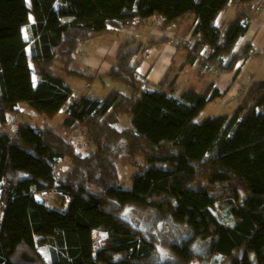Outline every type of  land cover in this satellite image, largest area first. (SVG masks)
Instances as JSON below:
<instances>
[{"label": "trees", "instance_id": "1", "mask_svg": "<svg viewBox=\"0 0 264 264\" xmlns=\"http://www.w3.org/2000/svg\"><path fill=\"white\" fill-rule=\"evenodd\" d=\"M230 6L238 10L223 27L218 18ZM257 13L255 0H0V126L22 108L49 119L65 109L64 126L80 127L88 145L82 154L53 127H0V264L211 262L203 251L220 264H264V80L235 97L231 116L203 121L208 102L222 94L210 86L177 96L176 80L145 90L133 63L145 49L137 39L109 70L130 94L75 97L66 80L93 78L80 58L85 43L154 15L165 18L163 30L193 21L196 42L177 47L189 62L232 71L250 55L236 44ZM123 116L130 126L120 130ZM122 156L138 164L130 189ZM124 213H156L160 225L169 215L180 239ZM95 230L104 233L96 250Z\"/></svg>", "mask_w": 264, "mask_h": 264}, {"label": "crops", "instance_id": "2", "mask_svg": "<svg viewBox=\"0 0 264 264\" xmlns=\"http://www.w3.org/2000/svg\"><path fill=\"white\" fill-rule=\"evenodd\" d=\"M230 7H233V11H229ZM230 7L222 12L218 18L223 27H226L235 17L237 10L235 6ZM148 26L155 25L142 23L131 27L121 26L85 43L80 54L81 62L85 66L87 75L93 78L89 81L83 80L84 84L76 83L78 90L84 91L85 96L92 99L104 100L112 91L107 88L109 86V70L125 52L127 43L132 39L138 40L140 37H142V41H138L145 49L140 52L141 58L137 60L136 65L138 66V74L145 82V86L150 85L157 88L161 81L176 80L178 84L177 96H181L188 87L205 91L211 86L212 89H216L222 94L218 96L219 98L226 100L228 98L234 99L238 94L245 91L251 82L264 80L263 13L256 14L250 22L247 33L237 42L236 52L240 53L249 48L250 55L246 60H240L232 71H221L215 66L203 65L199 59L189 62V54L185 47L169 45L167 41L160 44L152 42L151 44V41L158 38L168 40L192 37L193 21H187L180 27H169L165 30L157 25L161 31L156 30L154 32ZM146 51L149 52V55L145 53ZM170 70L173 72V78L169 75ZM188 71L203 81L204 90L199 89V84L188 85L190 82H186L187 78H185ZM208 74H211V77H207ZM97 82L103 83L102 89L97 88ZM98 94L101 95V98L97 97Z\"/></svg>", "mask_w": 264, "mask_h": 264}, {"label": "rangeland", "instance_id": "3", "mask_svg": "<svg viewBox=\"0 0 264 264\" xmlns=\"http://www.w3.org/2000/svg\"><path fill=\"white\" fill-rule=\"evenodd\" d=\"M236 10H238V8H236ZM229 11H233V7L229 8ZM258 12V10H257ZM259 13V12H258ZM260 14V13H259ZM221 22V21H220ZM149 29H151L153 32L154 31H161V28L157 25L155 26H148ZM176 29V28H175ZM139 41H142V37H140L138 39ZM136 47V44H133L130 48L133 49ZM84 49V47H83ZM182 51H185V49H182ZM82 59V57H80ZM141 58V53L135 55V57L133 58V63H137V60ZM84 66V65H83ZM171 72L169 73L170 76H172V78L174 77L172 70H170ZM207 77H211V74L206 75ZM108 77V76H107ZM185 78H187L186 82H190L188 85L190 84H199V89L200 90H204L205 85L203 84V81H200L199 79H197L194 74L190 71H188L185 74ZM67 83L69 85H71L75 90V97H79L81 95H85L86 93L84 91L78 90V87L76 85V83H80V84H84V81L79 79V78H72V77H68L67 79ZM109 86H107V88L110 90H119L125 94H130L131 92V88L129 86H127L126 84L120 82V81H115L112 80L109 76ZM192 82V83H191ZM113 83V84H112ZM97 88L102 89L103 87V83L97 82ZM88 95V94H87ZM95 96V95H94ZM97 97L101 98V95L98 94ZM238 106V102L235 100V98L233 99H226V100H222L221 98H216L215 100H211L207 106L205 107V109L201 112L200 116L198 117L199 121H203L204 119H206L209 116H218V115H232L235 111V109ZM28 108V107H27ZM22 108L21 113L22 115L20 116H12L10 115V123L7 124L5 127H3L4 130H8V129H13L18 127L19 124H31L34 126H39V127H53L55 129H57L61 134L65 135L71 142L76 143L78 148L80 149V152L82 154H86L87 153V143L85 140V136L84 133L82 132L81 128L78 127L74 130H69L68 128H66L64 126V120L66 118V110L63 109L59 112V114L54 118V119H49L45 116H41L39 114H37L35 111H33L30 108ZM13 119V120H12ZM0 126V127H1ZM130 126V122H129V116H123L121 118V120L119 121V123L116 124V127L120 130L128 128ZM232 128V124L229 123L227 125V130L229 131ZM76 141V142H75ZM120 145L123 144L122 146H124V141H120L118 142ZM121 151H124L121 149ZM120 151V152H121ZM128 156H122L121 158H119V160L121 161V165H123V169L121 172V178H122V184L123 187L126 189H130L132 187V181H131V174L134 173L137 169H138V164H132L131 159L126 158ZM67 165L70 166L69 160L66 159L65 160ZM139 164H141L143 162L142 159H140ZM62 167V166H61ZM223 207H220V210H222ZM154 214L156 213H150V214H141V213H136V217H132L131 214L128 213H124L125 217H128V219H131L133 222H135L138 225H145L147 226L148 230H154L157 228V226H162L163 229L166 232L165 236L167 235L168 231H171L172 236L167 235L166 239H170L171 237L173 238H179L180 239V234H177V230H175V226L171 223V217L169 215L166 216V218H164V221L162 225H160V218H158L157 216H154ZM157 215V214H156ZM140 222H142L140 224ZM95 234V250L99 247L100 244V240L103 238L104 233L99 231V230H95L94 231ZM200 246V249H204L205 245L204 244H200L198 245ZM41 251L44 254L45 257L48 256V251L46 247H41ZM205 251H203V256L202 258L204 259H213L211 262H207L204 263L203 259L201 260V258L198 259V261L195 262H191V264H211L213 261V264L216 262L218 264H220V260L221 258L219 256H211L209 255L207 257V255H204ZM206 256V257H205ZM222 264V263H221ZM223 264H231V263H223Z\"/></svg>", "mask_w": 264, "mask_h": 264}, {"label": "built area", "instance_id": "4", "mask_svg": "<svg viewBox=\"0 0 264 264\" xmlns=\"http://www.w3.org/2000/svg\"><path fill=\"white\" fill-rule=\"evenodd\" d=\"M255 4L257 6V10L259 13H263L264 14V0H255ZM165 21V18L162 15H154L152 17H150L147 20V24H151V25H162ZM197 38L194 37H190V38H175V39H168L167 43L169 45H175V46H181V45H186L187 47H192L194 45V43L196 42ZM210 47L208 45H205L202 53H204L205 51H209ZM147 55H149V52H145ZM145 90H150L153 89V87H151L150 85H146L144 87ZM37 200L42 202L43 201V195H37Z\"/></svg>", "mask_w": 264, "mask_h": 264}, {"label": "water", "instance_id": "5", "mask_svg": "<svg viewBox=\"0 0 264 264\" xmlns=\"http://www.w3.org/2000/svg\"><path fill=\"white\" fill-rule=\"evenodd\" d=\"M153 90H156V88L150 89L149 91H153Z\"/></svg>", "mask_w": 264, "mask_h": 264}]
</instances>
